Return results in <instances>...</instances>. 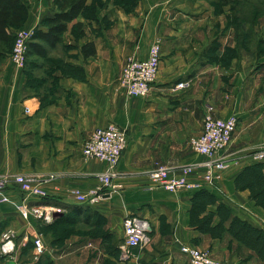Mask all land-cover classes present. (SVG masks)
<instances>
[{"label":"crops","instance_id":"0c3cea01","mask_svg":"<svg viewBox=\"0 0 264 264\" xmlns=\"http://www.w3.org/2000/svg\"><path fill=\"white\" fill-rule=\"evenodd\" d=\"M26 1L29 14L20 27L35 30L53 13L54 0ZM188 1L139 0L126 10L114 0H87L39 70L19 67L11 42L0 62V174L48 180L45 198L10 187L9 200L0 202V229L8 227L15 237L11 254L0 246V264H191L181 244L209 250L218 264H264V163L253 156L264 149V66L249 74L220 66L211 57L213 45L198 36L202 23L183 19L191 10ZM156 39L162 56L151 91L128 96L120 84L124 62L128 56L146 58ZM88 41L97 53L85 58ZM221 41L224 51L230 42ZM44 77L51 83L39 85L37 78ZM181 81L187 86L177 88ZM210 110L217 117H239L232 142L221 152L226 171L213 185L205 183L200 166L189 174L193 188L153 186L148 174L158 166L176 170L206 160L191 139L201 134ZM110 124L129 137L114 179L119 186L96 202H76L70 189L98 185L97 174L108 166L86 158L83 144L95 128ZM36 205L47 207L50 220L33 212ZM75 205L91 213L52 225L61 215H74ZM128 213L150 221L152 243L122 258ZM36 237L47 249L42 262L27 256Z\"/></svg>","mask_w":264,"mask_h":264},{"label":"built area","instance_id":"2783aa9c","mask_svg":"<svg viewBox=\"0 0 264 264\" xmlns=\"http://www.w3.org/2000/svg\"><path fill=\"white\" fill-rule=\"evenodd\" d=\"M33 30L19 28L15 32L14 44L11 52L12 59L24 68L27 61L28 44L31 40ZM162 56V44L156 39L149 47L146 58L129 56L122 68L120 84L128 96H147L159 71ZM188 82L181 81L177 88H184ZM239 124L236 113L228 117H217L212 111H208L203 120V129L199 136L191 139L193 149L207 158L198 166L187 165L181 169H172L161 165L151 170L148 174L153 186L164 188L168 191L177 192L190 189L197 184L189 179V174L195 168L203 167L204 181L213 185L216 180L228 168V162L221 152L232 142ZM129 142L128 133L121 127L110 124L95 128L83 144L82 152L86 158H98L107 163V169L97 174L98 185L83 191L80 188L70 189L72 199L79 203H93L100 200L107 193L115 190L119 184L114 179L119 176V162ZM254 158L264 163V149L254 153ZM48 179H41L29 173H3L0 174V202H7L9 196L7 190L16 187L26 194L37 198H45L47 195L43 183ZM33 212L43 216L47 220V207L44 205L33 206ZM60 208L56 212H60ZM55 212V211H54ZM124 243L122 244V258H126L130 249H144L152 243L153 228L150 221L137 214L128 213L123 219ZM7 241L2 245L3 252L11 251L14 247L10 240V233H5ZM35 253L41 256L46 253V246L41 237L34 240ZM180 250L188 255L191 264H218L212 253L190 244H181Z\"/></svg>","mask_w":264,"mask_h":264},{"label":"rangeland","instance_id":"374dc122","mask_svg":"<svg viewBox=\"0 0 264 264\" xmlns=\"http://www.w3.org/2000/svg\"><path fill=\"white\" fill-rule=\"evenodd\" d=\"M188 3L191 4V10L188 16H183V19L202 23L198 36L200 39L206 37L213 45L211 57L220 66L234 70V72L244 71L247 74L255 72L261 66L264 62V48L259 44V37L264 33V0H235L228 4L219 0H189ZM204 23L207 25L206 29H204ZM222 38L229 39L230 42V46L225 47L224 51H222ZM10 232L8 227L0 229V246L8 240L4 236L5 233ZM10 238L15 247L13 242L15 237L12 236V232ZM15 240L18 245L19 240ZM34 240L35 238L30 241L33 242V248ZM28 251L27 256H30V253H33L36 258L45 255L38 256L35 250L32 252L31 249ZM11 252L8 253L11 254Z\"/></svg>","mask_w":264,"mask_h":264},{"label":"trees","instance_id":"16d2710c","mask_svg":"<svg viewBox=\"0 0 264 264\" xmlns=\"http://www.w3.org/2000/svg\"><path fill=\"white\" fill-rule=\"evenodd\" d=\"M219 1L228 4L235 0ZM138 2L139 0H116L115 3L125 7L126 10H131ZM86 6L87 0H54L53 13L46 16L35 28L31 40L29 41L25 66L28 72L31 70L43 69L45 67L46 63L44 60L62 42L63 34L68 30L70 22L74 21L84 11ZM28 14L29 4L26 0H0V62L5 59L12 41L14 44V28L22 26ZM77 27L80 34L83 35L84 30L82 24L78 23ZM259 44L264 48V33L259 37ZM82 52L85 58L96 54L97 47L95 42H86L82 46ZM261 66H264V62H262ZM47 81H49V77L37 78L39 85H43ZM49 83L51 82L49 81ZM53 89L54 88L50 87L49 91ZM65 206L67 207V205ZM73 210H75L74 215H61L52 225L61 226L66 223H72L79 214H87L89 216L91 213L88 207L85 208L82 205H75ZM261 250L264 256V245H262ZM44 259H48L46 255L42 257L40 262Z\"/></svg>","mask_w":264,"mask_h":264},{"label":"water","instance_id":"95a60500","mask_svg":"<svg viewBox=\"0 0 264 264\" xmlns=\"http://www.w3.org/2000/svg\"><path fill=\"white\" fill-rule=\"evenodd\" d=\"M56 214H61V213H60V212H56L55 215H56Z\"/></svg>","mask_w":264,"mask_h":264}]
</instances>
